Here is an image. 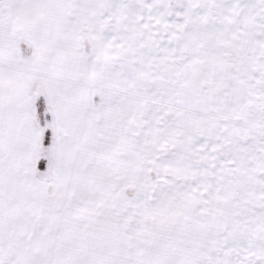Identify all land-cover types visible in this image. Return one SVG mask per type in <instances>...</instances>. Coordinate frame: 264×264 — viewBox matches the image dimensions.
I'll return each instance as SVG.
<instances>
[{"label": "rangeland", "instance_id": "obj_1", "mask_svg": "<svg viewBox=\"0 0 264 264\" xmlns=\"http://www.w3.org/2000/svg\"><path fill=\"white\" fill-rule=\"evenodd\" d=\"M0 264H264V0H0Z\"/></svg>", "mask_w": 264, "mask_h": 264}]
</instances>
